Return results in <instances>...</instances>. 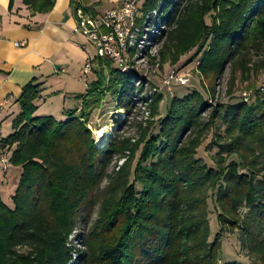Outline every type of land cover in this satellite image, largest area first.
<instances>
[{
    "label": "trees",
    "instance_id": "1",
    "mask_svg": "<svg viewBox=\"0 0 264 264\" xmlns=\"http://www.w3.org/2000/svg\"><path fill=\"white\" fill-rule=\"evenodd\" d=\"M16 1L34 14L49 13L56 2L10 0V8ZM174 1L145 0L138 24L153 13L166 26L176 22L166 46L178 57L197 49L203 76L217 77L240 56L264 47V0H203L183 9ZM72 6L77 11L81 4L72 0ZM94 63L100 68L96 80L80 97L82 108L67 111L65 122L35 117L42 84L23 88L14 132L3 140L14 146L12 165L22 174L13 207L0 196V264H69V238L96 205L84 264H220L226 231H239L251 264H264V99L218 105L205 121L208 105L194 91L174 98L157 121L161 99L153 98L138 140L119 134L99 148L89 110L111 94L118 109L129 112L134 89L131 75L113 62ZM221 128L212 139L215 166L208 167L197 155L210 132ZM115 157L126 161L109 175ZM210 198L221 227L213 240Z\"/></svg>",
    "mask_w": 264,
    "mask_h": 264
},
{
    "label": "rangeland",
    "instance_id": "2",
    "mask_svg": "<svg viewBox=\"0 0 264 264\" xmlns=\"http://www.w3.org/2000/svg\"><path fill=\"white\" fill-rule=\"evenodd\" d=\"M144 1H140L141 6ZM201 1L203 0H175L174 2L180 4V9H183L193 3H201ZM147 21L148 23L140 34L138 41L140 44H137L134 55L126 56L128 67L123 71L130 74L132 78L134 91L131 110L129 112L119 110L118 102L111 94H107L99 107L94 106L89 110V128L93 131L96 145L97 133L103 128L107 129L109 133L103 146L111 139L117 138L119 134L122 140L129 139L132 142L138 140L141 129L146 126L147 120L151 117L150 103L153 98L160 97L161 99L159 113L156 116L157 121L165 117L174 98H183L194 91L200 92L208 105V109L203 114L205 121H208L213 109L218 105L228 107L239 101L253 104L257 99H264V47L260 51L254 49L248 51L240 56L235 64H228L222 74L208 78L198 70L202 55L195 58L197 49L178 57L173 54L171 46H166L168 32L177 27L176 22L172 26H166L158 21L156 13H153ZM206 22L210 25L211 18L207 17ZM242 62H246L245 70L241 66ZM113 65L114 68H117L116 64ZM93 68L92 66L95 75V71L100 68L98 66ZM105 70L108 75L109 67ZM223 132V128L210 132L198 152L197 158L201 159L208 167L215 166L213 156L217 151L211 147L213 136ZM154 133L157 134V129ZM14 150L13 146L11 148L12 157ZM125 161L126 159L122 157H115L107 174L111 175L114 170L117 171ZM108 184L109 181L104 180L101 189L106 188ZM209 212L211 240H213L215 235L221 231V227L217 221L218 211L212 198L209 200ZM98 213L99 205H96L91 211L88 222L85 221V223L82 220L69 238L67 244V247L71 249L69 264H84L85 259L82 257L86 252L84 239L97 220ZM240 238L239 231L224 232L223 258L220 264L235 260L243 264L253 263L246 251L243 250Z\"/></svg>",
    "mask_w": 264,
    "mask_h": 264
},
{
    "label": "crops",
    "instance_id": "3",
    "mask_svg": "<svg viewBox=\"0 0 264 264\" xmlns=\"http://www.w3.org/2000/svg\"><path fill=\"white\" fill-rule=\"evenodd\" d=\"M85 12L102 16L118 0H80ZM77 11L72 0H56L52 11L34 14L21 1L10 8L0 0V139L13 134V121L21 113L19 98L30 82L42 84L35 102V117L67 121L66 112L82 108L81 96L96 80L93 70L85 74L88 59L96 65L95 48L75 33ZM22 174L20 167L0 169V196L13 207L12 199Z\"/></svg>",
    "mask_w": 264,
    "mask_h": 264
},
{
    "label": "built area",
    "instance_id": "4",
    "mask_svg": "<svg viewBox=\"0 0 264 264\" xmlns=\"http://www.w3.org/2000/svg\"><path fill=\"white\" fill-rule=\"evenodd\" d=\"M141 0H118V5L102 16H93L81 7L77 9L75 33L83 35L96 51L95 58L109 60L122 71L127 70L126 56L137 48L142 29L138 19H142ZM140 44V43H139ZM93 60L88 59L85 74L92 71ZM12 166L11 148L0 139V169L7 171Z\"/></svg>",
    "mask_w": 264,
    "mask_h": 264
},
{
    "label": "bare ground",
    "instance_id": "5",
    "mask_svg": "<svg viewBox=\"0 0 264 264\" xmlns=\"http://www.w3.org/2000/svg\"><path fill=\"white\" fill-rule=\"evenodd\" d=\"M97 134L98 138L96 140V143L99 147H102L109 136L108 130L103 128L99 130Z\"/></svg>",
    "mask_w": 264,
    "mask_h": 264
}]
</instances>
